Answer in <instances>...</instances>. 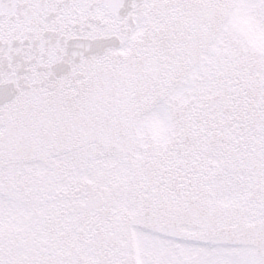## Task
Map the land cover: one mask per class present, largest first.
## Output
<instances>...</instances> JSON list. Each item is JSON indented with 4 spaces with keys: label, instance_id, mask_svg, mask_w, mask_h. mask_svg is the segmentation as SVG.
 Wrapping results in <instances>:
<instances>
[{
    "label": "snow or ice",
    "instance_id": "snow-or-ice-1",
    "mask_svg": "<svg viewBox=\"0 0 264 264\" xmlns=\"http://www.w3.org/2000/svg\"><path fill=\"white\" fill-rule=\"evenodd\" d=\"M0 264H264V0H0Z\"/></svg>",
    "mask_w": 264,
    "mask_h": 264
}]
</instances>
